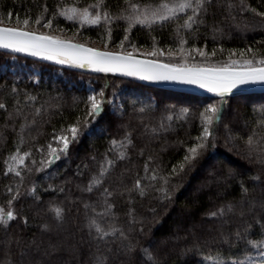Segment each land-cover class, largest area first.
Instances as JSON below:
<instances>
[{
	"label": "trees",
	"instance_id": "trees-1",
	"mask_svg": "<svg viewBox=\"0 0 264 264\" xmlns=\"http://www.w3.org/2000/svg\"><path fill=\"white\" fill-rule=\"evenodd\" d=\"M162 2L0 0V25L38 33L50 21L49 29H69L61 8L99 3L108 21L80 31L105 49L130 48L134 56L185 66L237 61L240 67L246 59L264 60V0H203L195 14L188 9L148 25L130 26L123 18L130 3ZM153 51L157 54L150 55ZM87 85L97 100L113 101L103 103L95 119ZM0 105V208L16 217L0 224V264H212L213 259L229 264L261 248L264 92L202 96L0 49ZM209 106L219 107V119L202 140L201 114ZM60 137L68 138L67 151L48 164ZM200 143L196 158L185 161ZM14 156H24L23 163L9 167ZM210 161L215 167L206 169ZM64 220L77 229L74 240L61 230ZM93 221L105 232L116 231L101 237ZM192 225L197 228L189 231ZM173 236L183 237L160 242ZM82 239L88 244L82 246ZM61 241L64 246L57 248Z\"/></svg>",
	"mask_w": 264,
	"mask_h": 264
},
{
	"label": "snow or ice",
	"instance_id": "snow-or-ice-1",
	"mask_svg": "<svg viewBox=\"0 0 264 264\" xmlns=\"http://www.w3.org/2000/svg\"><path fill=\"white\" fill-rule=\"evenodd\" d=\"M99 6L98 3L91 7L98 8ZM129 7L133 15L123 18L127 19L131 26L133 23L144 24L149 22L150 18L160 21L168 20L174 17L177 12H184L186 9H192L193 14H195L197 10L203 7V0H173L171 3L165 0V2L160 3L156 7L149 5L143 9H141L138 4L130 3ZM61 14H65L66 18L69 20L75 19L77 15H79L82 22L92 24L97 23L100 19L99 14L94 18H90L88 8L79 12L77 8L73 7L67 9L66 13ZM11 17L12 13L9 12V21ZM105 18H107V14H105ZM188 19L191 21L193 17L190 16ZM3 22V19H0V24H3ZM17 23H20L19 17H17ZM22 23L26 28L29 25V20L25 19ZM35 23L39 24L40 19L38 18ZM184 26L190 27V24L186 22ZM44 27H51V22L49 21L46 23ZM125 39H127V37H125ZM0 48L9 49L13 52L27 53L34 57L55 61L58 64H68L78 68L87 66L99 72H119L125 76H137L142 80H171L184 84H194L221 97L241 85L264 84V66H261L264 65V60H257L254 63L253 60L246 59L240 67H236L238 64L237 61H230L219 67H187L183 64H166L154 60H138L131 52L126 54L101 52L85 47L82 44H75L59 39L55 36L37 34L34 31H27L20 27L9 28L3 26H0ZM249 51H251V49ZM156 54L155 51L150 53V55ZM162 54L163 53H161V55ZM200 54L204 55L203 52ZM89 100L92 102L91 112L89 113L90 116L98 115L101 112V105L111 102L107 100H97L96 96H90ZM2 107L4 106L0 105V108ZM219 111V107L209 106L205 110V113L201 114L206 124L204 135L201 137L202 140H206L210 135L207 126L212 125L214 121L219 119ZM70 131L72 133V140L75 141L78 135L77 129L73 127ZM58 139L64 142V147L60 151L66 152L69 144L68 138L60 137ZM203 147L204 143H200L190 148L189 152L191 155L186 156L185 161L195 159L198 155V149H202ZM55 151L56 149H52V152ZM58 158V156H53L52 160ZM23 160L24 157L19 158L20 163H23ZM49 162L51 163L52 161ZM105 171L106 169H101V176H103ZM16 174L19 175L20 173L17 172ZM94 183H100V179H95ZM136 186L140 187L139 181H137ZM14 199L15 197H13V200ZM11 203L12 201H9V204ZM103 214L106 215L107 213ZM221 214H223V210ZM57 215H60L59 209H57ZM213 215H216V213H213ZM15 218V214L12 210L5 212L0 208V224L7 225L9 221ZM91 226L95 227L96 231L101 234V237L110 235L116 231V229H112V232H105L95 221H93ZM257 246L264 247V242H260ZM262 255H264V253H262ZM216 264H222V262L216 261ZM240 264H243V261H241Z\"/></svg>",
	"mask_w": 264,
	"mask_h": 264
},
{
	"label": "rangeland",
	"instance_id": "rangeland-1",
	"mask_svg": "<svg viewBox=\"0 0 264 264\" xmlns=\"http://www.w3.org/2000/svg\"><path fill=\"white\" fill-rule=\"evenodd\" d=\"M171 2H173V1H170L169 3H171ZM149 6V5H148ZM150 6H152V5H150ZM144 7H146V6H141L140 8L141 9H143ZM152 7H156V6H152ZM69 8H73V7H69V6H67V7H63V8H61L60 9V16H62L65 20H67L68 21V23H70V28L69 29H60V28H56V27H53V28H51V29H49V28H47V27H44V26H41V27H37V32H38V34H44V35H49V36H55V37H57V38H59V39H65V40H70V41H73V42H76V43H80V44H82V45H86V46H90V47H93V48H98V49H102V50H108V51H114V52H120V51H117V49L115 48V46L114 47H109V49H105V47H104V45L103 44H101V43H99V42H97V41H89L88 40V38L86 37V36H84V34H82L81 33V31H80V29H83V28H87V27H99L100 28V26L102 25V24H104V22H107L108 21V19L107 18H105V14H104V12H102L100 9H98V8H96V7H93V8H88L89 9V17L90 18H94V17H96L97 16V14H99V16H100V19H99V21L97 22V23H95V24H92V23H87V22H82L81 21V19H80V17H79V15H77V17L75 18V19H72V20H69V19H67L66 18V15L65 14H61V13H66L67 12V9H69ZM75 8H77V7H75ZM78 9V11L79 12H82L83 11V9H85V8H77ZM188 9H186L184 12H186ZM184 12H177L176 13V15L175 16H177V15H180V14H182V13H184ZM129 15H133V13H132V11L131 10H129L128 12H127V14L125 15V17H128ZM174 16V17H175ZM173 18V17H172ZM171 19V18H170ZM126 20V19H125ZM164 21H166V20H164ZM159 22H162V21H160V20H152L151 18H150V20H149V22H146V23H144V24H140V23H133V25H148V24H153V23H159ZM127 23H129V21L127 22ZM241 24H242V22H241ZM43 25H45V24H43ZM9 27H13V28H15V27H20V26H15V25H8ZM238 27V25H236V24H234L233 25V27L232 28H237ZM20 28H22V27H20ZM128 50H126L125 52H120V53H124V54H126V53H129V52H131L130 51V48H127ZM143 52L141 51V54L140 55H143L142 54ZM16 60V58L15 57H13L12 59H11V61L13 62V61H15ZM25 66V62L24 61H22L21 63H20V67H24ZM28 69H30L31 68V71H32V74H38L39 73V70H38V68H36V67H32V66H30V65H27L26 66ZM87 89L89 90V94H90V96H95L96 94L92 91V87L90 86V85H87ZM110 103H113V101H111ZM118 104V103H117ZM97 115H95L94 116V118L93 119H95V117H96ZM143 130V129H142ZM144 131V130H143ZM57 142H58V144H59V149H56V151L55 152H52L51 153V156H50V158H49V160H48V164H52L55 160H52V157L53 156H58L59 155V152H63V151H60L63 147H64V142H63V140H60V139H57ZM53 149H55V148H53ZM14 157H15V159H14ZM14 157H12L11 159H10V162H9V167H13V166H16V165H20V164H22V163H20V161H19V158L20 157H24V156H14ZM49 161H52L51 163L49 162ZM228 166H229V168H231L232 170L233 169H236V165L235 164H229L228 163ZM209 167H211V168H213V167H215V164H214V161H210L209 162V165L208 166H206L205 168L206 169H208ZM217 178H220L219 176L218 177H216L215 178V180L217 179ZM205 184H207V181L206 182H204V183H199V184H192L186 191H185V193H187V194H192L193 192H194V190H196V189H198V188H201L202 186H204ZM39 211V213H41L42 211L41 210H38ZM52 221H50V227H51V229H53V231H55V230H57L58 232H59V230L58 229H60V227H58V225L57 224H53L52 225V223H51ZM60 222V221H59ZM57 223V222H56ZM61 230H63V231H65L66 233L68 232V234H67V237L68 238H70V239H73L74 237H76L75 235H76V232H77V229H75L74 228V224H70L69 222H67L66 220H64V221H61ZM188 228V230L189 231H191L192 229H194V228H197V225H192V226H188L187 227ZM182 237L183 236H173V237H169V238H166V239H162V240H160V242H162V243H164V242H166V241H168V240H170V239H173V240H180V239H182ZM74 240V239H73ZM62 243L60 244V243H57V248H60V247H62V246H64V243H63V241H61ZM7 243V242H6ZM85 243V244H84ZM86 244H88L87 243V241H86V239H82V246H84V245H86ZM8 244H6V246H7ZM3 246H5L4 244H3ZM9 248V247H8ZM11 248H9V250H10ZM13 250V249H12ZM262 253H264V247H261V248H259V249H257L256 250V253L254 254V255H252V256H249V257H247V258H244V259H242L241 261H243V264H264V255H262ZM10 254H12V252H10ZM216 261H220L219 259H213L212 260V264H216ZM240 261V262H241ZM222 262V261H221ZM240 262L239 263H237L236 261H230L229 262V264H240ZM222 264H224L223 262H222Z\"/></svg>",
	"mask_w": 264,
	"mask_h": 264
},
{
	"label": "water",
	"instance_id": "water-1",
	"mask_svg": "<svg viewBox=\"0 0 264 264\" xmlns=\"http://www.w3.org/2000/svg\"><path fill=\"white\" fill-rule=\"evenodd\" d=\"M0 26H3V25H0ZM3 27H9V26H3ZM9 28H13V27H9ZM62 40H65V39H62ZM66 41H69V42L75 43V44H80V43H76V42H73L70 40H66ZM84 46L88 47V48L95 49L97 51H101V52L120 53V52H114V51H108V50L93 48V47L86 46V45H84ZM0 49H2V48H0ZM4 50L11 51L9 49H4ZM15 53L58 64L55 61L45 60L41 57H34V56H31L27 53H21V52H15ZM120 54H124V53H120ZM135 57L138 60H154V59L140 57V56H135ZM154 61H157L159 63H164V62L158 61V60H154ZM58 65L70 67V68H75V69H79V70H84V71H88L91 73L111 74V75L122 76V77L129 78V79L136 81V82L144 83V84L155 86V87H161V88H165V89H169V90H173V91L186 92V93L202 95V96H218L215 93L208 92L207 89L200 88L198 85H194V84H184V83H180L178 81H171V80H168V81H164V80H142L137 76H125L119 72L113 73V72L95 71L94 69L87 67V66L84 68H78V67L70 66L68 64H58ZM187 67H193V66H187ZM198 67H201V66H198ZM253 92H264V84L241 85V86H238L237 88L233 89L230 93H226L223 97L241 94V93H253ZM218 97H221V96H218Z\"/></svg>",
	"mask_w": 264,
	"mask_h": 264
}]
</instances>
